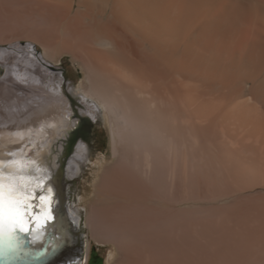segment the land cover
Instances as JSON below:
<instances>
[{"label":"bare ground","instance_id":"obj_1","mask_svg":"<svg viewBox=\"0 0 264 264\" xmlns=\"http://www.w3.org/2000/svg\"><path fill=\"white\" fill-rule=\"evenodd\" d=\"M10 22L14 46L0 48V65L30 92L13 95L18 89L7 85L10 80L0 81V169L5 177H34L20 182L27 185L29 204L37 194L58 198L62 178L70 183L81 175L91 150L80 142L66 166L67 145L80 124L99 122L103 111L135 133V148L138 141L167 139L170 147L177 138L182 141L179 202L189 198V144H200L210 163L216 159L235 168L241 180H264V0H0V24ZM33 44L42 47V58ZM66 54L99 78L89 77L90 88L81 94L64 84L58 71ZM102 81L122 92L123 108L107 101ZM117 136L119 130L113 135L115 156ZM125 155L101 177L91 213L99 209L96 219L106 223L120 218L116 225L128 231L144 230L157 219L174 220L176 209L151 204L162 197L144 177L153 169L150 158L145 156V171L138 158ZM42 202V209L50 203ZM68 207L75 225L66 220L63 242L74 249L85 230L78 210ZM187 210L180 214L186 217ZM127 215L134 217L130 223ZM263 226L201 234L186 220L183 235L178 225L169 239L156 241V251L133 247L126 264H264ZM34 232L44 234L42 228ZM41 235H33V244Z\"/></svg>","mask_w":264,"mask_h":264},{"label":"rangeland","instance_id":"obj_2","mask_svg":"<svg viewBox=\"0 0 264 264\" xmlns=\"http://www.w3.org/2000/svg\"><path fill=\"white\" fill-rule=\"evenodd\" d=\"M13 42L14 24L12 22L0 24V48H12L14 46ZM33 47L34 52L40 57L43 53L42 47L35 44H33ZM12 57V60H10L12 64H9V67L14 69V53H12ZM47 64L50 65L49 62ZM58 67L60 68L58 70L60 75L62 78H64L63 83H66L67 86L69 85L71 90L75 89V92H80V94L84 90L90 88L89 77L92 78V80L99 79L96 75L91 74L90 76L88 70L85 69V67L80 62L75 61L71 54L62 56L58 62ZM8 76L11 77L8 78ZM13 79L14 76L8 73L3 75L0 74V81L5 80V82L8 83L10 80V84L8 83L7 85H10L9 87H11L13 90L18 89L16 91L12 90L14 92L13 95L16 94L17 96L26 97L24 94H27L26 92H30V90L28 89L29 91H27L20 85L19 88ZM103 84V91L105 93L107 91L105 94L107 101L109 100V103L111 102V104L113 103V105L123 108L125 106V102L122 97V92H119L115 85H111L106 81L103 82ZM107 87H109V89H107ZM23 89L25 90L24 93ZM117 93H119V95ZM118 122L119 121L116 119L115 114L103 111L99 122L93 125V128L95 129V136L97 137V143L95 144L94 149L90 153L87 161H83L81 175L72 180L70 183H66L67 181L62 178L63 186L64 188L66 187L65 191L70 204L72 208H76L80 214V221L82 223V227L85 230L83 236L85 237L86 246L88 247V249L87 247L86 249L92 250L93 248H96L98 255L104 259L103 264H126V255H128L127 251L133 247H135L134 250H137L140 253H143L148 248L151 251H156L155 245L158 247L156 241L161 237H168L166 240L169 239L175 226L179 225V234H184V232H182L184 228L182 227L186 220L189 222V224L191 223L193 227H196L198 232L201 234L208 231L217 232L224 227L235 231L238 230V227H241L242 224H248L251 227L254 226V228L264 225V180H241V178L238 177L239 174L235 168H226L225 166L219 164L216 159L210 163V159L204 156L200 144L198 145L200 150L197 148V145L189 144L186 147L189 159L188 169L190 170L188 171V179L190 180L188 181L189 198L185 203L179 202L182 198V188H179L181 187V182L178 180L181 178L179 176L182 175V166L180 165L182 153L184 151L182 141L177 138L175 146L173 145L175 148L170 147L167 139H161V143H158L159 141L157 142V140H150L147 142L138 141V147H136V149V140L134 139L135 133L133 135V132H130L131 130H127V128L124 129V127L120 126ZM129 128L131 129V127ZM117 130H119L120 134V136H117V147L119 154L115 156L113 148V135ZM79 145L76 147V150L79 149ZM135 149L137 151H135ZM146 152L148 153L147 155L149 157L146 156ZM123 155L126 157L128 155V157L131 158V161L138 158L137 160H139L141 163V169L143 170L146 169L145 156L146 158H150L149 160L152 166L151 169L153 168L152 171H150V176H152L149 178L150 176H147L149 175L147 172V175H144V177L145 180H148V182L149 179L150 181L152 180L150 185L152 186L154 184L152 187L157 190H155L157 195L163 198H161L162 200H153L151 201V204L157 205L164 210L176 209L179 214L174 220L172 218H165L162 219V221H158L157 219L155 222V216H153L154 218L152 217V220L154 221L147 228L145 227L144 230L142 229L139 231L133 229V231H128L125 228L119 226L120 218H115V220L111 219V221H107L106 223L105 221H101L100 218H103L100 217L101 214L99 216L100 218L96 219L98 216L97 214L100 213L99 209V212L96 210L98 213L95 214L96 211L94 214L91 213V206L93 205V202L97 200V186L100 183L101 177L108 169L115 167L117 161L120 162ZM74 156L69 157L68 162ZM172 174L174 175L176 181L174 183V188H171V186H173V176H171ZM69 187L70 189H68ZM169 198L172 200H169ZM164 199H166L167 202ZM172 201H174L173 204ZM185 209H188V214L186 217L180 214V212ZM91 214L94 215V222L92 221L93 215ZM127 216L130 217L126 218V222L127 219L133 217L132 215ZM259 216L262 217L260 218ZM89 220L92 222V224ZM97 220L99 223H97ZM249 220L251 221L250 223L248 222ZM117 221L119 223L118 225H116ZM108 222L109 224L112 222L114 225H111V227L108 228L110 226H108ZM262 222L263 224H259ZM89 223L90 225H88ZM102 223L104 224L102 225ZM128 223H130V219ZM192 245L194 248L197 246L194 239L192 240ZM240 248L237 247L238 250L243 252L244 247L242 248L241 246ZM208 256H210V254H208L206 257L208 258ZM193 257L199 258L201 256H196L194 254ZM208 261H210V258H208Z\"/></svg>","mask_w":264,"mask_h":264},{"label":"water","instance_id":"obj_3","mask_svg":"<svg viewBox=\"0 0 264 264\" xmlns=\"http://www.w3.org/2000/svg\"><path fill=\"white\" fill-rule=\"evenodd\" d=\"M5 72V69L0 65V74L3 75ZM59 189L60 194L57 196L58 198L54 196L53 199H45L42 202L44 205L50 202L46 205L50 208V213L52 214V218L41 221L44 224L42 227V231H44V234L41 235L42 239H35L33 244V233L40 228L36 227L35 223L27 225L31 231L20 233L21 247L19 251L14 254V257H11V255L6 256V258L5 255L0 257V264H77L80 262L86 249L84 232H79V236L75 238L74 249L72 247L69 249L64 245L66 220L73 227L75 224L69 216L68 206L70 201L65 188L61 185ZM39 197L43 196L37 194L34 198L32 205L35 207L28 213L31 217H36V215L43 216L48 210L46 207L43 209L40 207L39 202L41 200ZM56 200L58 201L57 203L55 202ZM58 235H61V237L59 238Z\"/></svg>","mask_w":264,"mask_h":264},{"label":"snow or ice","instance_id":"obj_4","mask_svg":"<svg viewBox=\"0 0 264 264\" xmlns=\"http://www.w3.org/2000/svg\"><path fill=\"white\" fill-rule=\"evenodd\" d=\"M25 179L32 180L34 177L11 174L5 177L3 170L0 169V257H3L5 252L13 255L19 251L20 233L31 231L27 225L35 223L37 227L42 228L44 224L41 221L51 218L50 208L47 205L48 210L43 216L28 215L35 206L27 203L30 198L27 185L20 183ZM39 199L43 201L44 197H39ZM33 235L34 238H39L41 233L34 232Z\"/></svg>","mask_w":264,"mask_h":264},{"label":"flooded vegetation","instance_id":"obj_5","mask_svg":"<svg viewBox=\"0 0 264 264\" xmlns=\"http://www.w3.org/2000/svg\"><path fill=\"white\" fill-rule=\"evenodd\" d=\"M93 125L87 122L86 123L83 122L75 129L67 145L64 165H66L67 163L66 161H68L69 157L75 155L76 153L75 151H77L76 147L79 145L80 142H83L84 144L86 143V145H88L89 150H91L90 153L92 152L95 144L97 143V137L95 136V129L93 128ZM88 253L89 254H88V261H87L86 260L87 249H85L84 255L79 262L80 264L82 262L84 264H103L104 259L98 255L96 248L89 250Z\"/></svg>","mask_w":264,"mask_h":264}]
</instances>
